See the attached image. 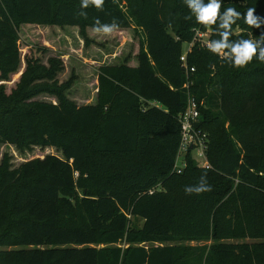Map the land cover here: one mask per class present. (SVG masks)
I'll list each match as a JSON object with an SVG mask.
<instances>
[{
	"label": "trees",
	"instance_id": "obj_1",
	"mask_svg": "<svg viewBox=\"0 0 264 264\" xmlns=\"http://www.w3.org/2000/svg\"><path fill=\"white\" fill-rule=\"evenodd\" d=\"M229 7L264 18V0H222L220 12ZM96 17L141 37L133 65L99 66L96 102L79 106L66 96L70 82L55 80L59 60L45 67L25 56L22 67L19 32L75 27L88 47ZM207 28L209 41L220 38L218 23H197L185 0H105L102 11L81 0H0V148L62 155L12 168L3 154L0 264H264V63L236 68L195 45L187 76L182 46ZM231 32L232 41H257L264 24L239 19ZM187 92L201 104L211 169L188 154L176 174ZM41 94L56 101L34 100ZM201 177L210 190L186 192Z\"/></svg>",
	"mask_w": 264,
	"mask_h": 264
},
{
	"label": "rangeland",
	"instance_id": "obj_2",
	"mask_svg": "<svg viewBox=\"0 0 264 264\" xmlns=\"http://www.w3.org/2000/svg\"><path fill=\"white\" fill-rule=\"evenodd\" d=\"M87 35L93 43L85 47L78 28L65 27L59 29L53 27L23 26L19 32L22 67L24 68L23 58L25 56L39 58L40 63L45 67L48 66L47 62L49 59L54 58L59 60L62 69L56 75L55 80L58 85L70 82V87L66 91L67 98L79 106L93 105L96 102L97 96L99 66L121 65L127 58H129V64L133 65L132 59L138 51L141 34L136 35L134 30L130 28L115 30L108 35L87 30ZM186 48L187 46L183 44L182 52H185ZM14 80L15 78L11 77L10 81L5 85L6 93H9L14 88L16 83ZM34 100L48 103L56 101L55 97L50 94H41ZM3 154L10 156L12 168H17L22 163L34 159H43L49 155L62 158L61 153L55 148H34L31 152L19 153L12 146H2L0 148V161ZM155 190L161 191L162 186H158ZM135 223L141 228L142 220H137ZM210 244L211 241L184 242V245L191 247L209 246ZM163 245H174V243L171 242Z\"/></svg>",
	"mask_w": 264,
	"mask_h": 264
},
{
	"label": "clouds",
	"instance_id": "obj_3",
	"mask_svg": "<svg viewBox=\"0 0 264 264\" xmlns=\"http://www.w3.org/2000/svg\"><path fill=\"white\" fill-rule=\"evenodd\" d=\"M104 2L105 0H81V8L87 9L89 6H94L95 9L102 11ZM185 4L195 16L197 23L206 27L218 23L217 34L220 38L211 40L207 44L210 52L220 56L236 68L245 67L254 57L264 63V35H261L260 40L257 41L249 39L232 41L230 39L231 26L239 19H244L245 23L255 28H260L261 24H264V18L255 15L256 10L254 8H249L246 14H241L233 7H229L221 13L222 0H208L207 3L204 0H185ZM82 15L87 17V12H83ZM185 19H191V16L185 17ZM118 27L119 25L115 20L111 23H102L99 17H96L93 31L108 35L117 30ZM185 190L188 193H200L209 191L210 188L207 186L206 177H201L198 186L188 187Z\"/></svg>",
	"mask_w": 264,
	"mask_h": 264
},
{
	"label": "built area",
	"instance_id": "obj_4",
	"mask_svg": "<svg viewBox=\"0 0 264 264\" xmlns=\"http://www.w3.org/2000/svg\"><path fill=\"white\" fill-rule=\"evenodd\" d=\"M210 29L202 31L201 29L194 30V36L190 43H185L186 51L180 55V62L184 68L186 75L194 72L193 67L187 65V56L191 53L193 46L199 45L207 47L210 36ZM190 82L183 87L188 90ZM200 103L197 102L195 96L187 92V105L185 110L177 117L180 126V141L176 154L173 172L181 174L187 165L186 157L189 154L199 169H211L207 159V150L209 146V138L206 132L198 128L200 113ZM180 163V164H179ZM152 193V192H150Z\"/></svg>",
	"mask_w": 264,
	"mask_h": 264
}]
</instances>
